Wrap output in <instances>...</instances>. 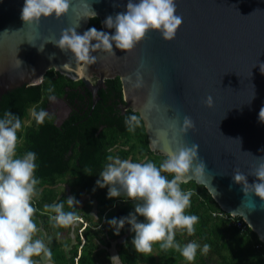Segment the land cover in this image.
I'll list each match as a JSON object with an SVG mask.
<instances>
[{"label":"water","instance_id":"95a60500","mask_svg":"<svg viewBox=\"0 0 264 264\" xmlns=\"http://www.w3.org/2000/svg\"><path fill=\"white\" fill-rule=\"evenodd\" d=\"M24 2L0 0V118L15 95L29 94L25 85L40 83L50 69L54 78L80 79L89 99L81 118L72 111L59 129L39 127L46 144L34 152L41 161L52 160L66 168L74 141L78 150L84 151L83 158H88L99 146L100 129L125 128L124 118L130 115L124 112L126 107L143 115L149 149L164 155L165 141L156 131L168 129L177 119L179 127L187 115L195 128L176 139L188 146L198 144L207 168L203 181H188L204 186L223 212L241 217L264 245V201L254 193L245 196L243 186L232 177L238 168L250 184L259 182L247 173L258 163L256 157L264 156V122L259 120L264 107V73L259 68L264 63V0H175L182 24L174 39L165 40L158 30H149L131 51L114 45L115 56L92 53L97 63L90 65L86 74L70 52L50 40L59 39L63 29L77 25V33L83 35L90 21L88 11L96 13L102 31L115 34L103 21L126 11L127 0H71L66 15L41 17L38 27L21 19ZM141 63L144 86L134 89L127 78ZM115 77L120 80L126 105L119 103L120 92L112 90V81H104ZM150 94L158 110L148 112L144 105ZM208 96L213 100L211 107L205 104ZM168 141L173 149L177 146L171 129Z\"/></svg>","mask_w":264,"mask_h":264},{"label":"clouds","instance_id":"9594fccd","mask_svg":"<svg viewBox=\"0 0 264 264\" xmlns=\"http://www.w3.org/2000/svg\"><path fill=\"white\" fill-rule=\"evenodd\" d=\"M70 3L71 0H25L21 19L28 25L38 27L41 17L46 18L54 14L55 18L59 19L66 15ZM176 10L175 0H138L135 3L133 0H127L126 11L118 12L115 16L109 15L103 21L107 28L115 29V34L91 27L80 35L76 31L79 26L77 25L63 29L59 39L50 42L65 53L70 52L76 66L86 74L87 68L97 63V57L92 53L102 51L115 56L114 45L116 49L131 51L146 38L149 30H158L165 40L174 39L182 24V17L176 14ZM95 16V12H87V17ZM43 47H39V50H43ZM20 63L22 64V61ZM143 66L141 63L127 78L131 88L144 86L140 71ZM259 68L264 73V63H260ZM53 91L52 88L48 89V99L55 102ZM205 104L212 106L211 96L206 98ZM154 108L158 110V105L155 103V97L150 94L144 109L151 112ZM31 116L37 125H43L46 119H53L43 108L39 111L34 109ZM143 120V115L137 114L126 115L124 118L129 132L143 127ZM259 120L264 122V107L259 111ZM178 123L177 119L168 129L156 131V135L163 139L166 145L165 159L159 167L152 161L133 162L109 155V163L99 173L100 179L96 184L99 187L108 186L109 198L124 196L134 202V213L119 219L112 218L108 223L114 227L116 235H119L120 229L126 223L131 225V231L135 233L132 244L137 253L151 255L153 245L159 243L162 251L175 250L185 260L192 262L195 261L198 250L207 254L210 246L204 244L201 247L196 241L181 245L176 240V230H186L192 235L199 221L198 216L186 214V209L191 204L192 192L183 190L181 184L187 183L191 178L203 181L207 168L205 161L199 156L198 144L192 143L188 146L176 139L178 134H186L190 129H194V121L185 115L179 127ZM169 129L172 131V142L177 144L174 149L169 146ZM21 130L20 117L10 110H5L0 118V264H37L33 260L34 256H43L49 262L52 260V251L44 240L34 239L38 228L33 220L36 212L33 199L38 195L37 186L40 183L35 176L38 168L37 154L27 151L17 155L18 132ZM256 159L258 163L251 167L247 174L255 176L259 182L250 184L247 175L238 168L233 171L232 177L234 182L243 186L245 196L254 193L264 201V156ZM85 172L91 174L90 170ZM162 172L172 173L173 177L168 179ZM65 202L71 210H65ZM78 204L79 201L72 196L66 201L45 207L50 213H54L49 219L55 226L68 228L79 221L75 211ZM138 215L144 218L143 222L138 221ZM110 259L113 264V260H118L119 257L113 256Z\"/></svg>","mask_w":264,"mask_h":264},{"label":"trees","instance_id":"16d2710c","mask_svg":"<svg viewBox=\"0 0 264 264\" xmlns=\"http://www.w3.org/2000/svg\"><path fill=\"white\" fill-rule=\"evenodd\" d=\"M91 27L101 30L97 17L90 18L87 29ZM54 77L55 72L50 69L40 83L25 85L29 94L20 92L15 95L13 104L7 109L18 115L22 121V130L18 132L17 155L35 151L46 144L45 138L39 134V127L53 126L59 129L64 123L56 125L53 117L51 121L46 119L43 125H37L34 118L30 117V111L34 109L45 110L49 88L54 90L52 95H61L65 84L77 83V81L66 80L63 75ZM109 81H112L115 91L120 92V96V81L117 78ZM127 113L138 115L132 110H128ZM27 119L29 122L25 124L24 121ZM97 142L98 148L91 151L89 157L84 159V151L78 150L79 144L74 141L70 148V157L65 162L66 168L54 165L52 160L42 162L41 157L37 156L38 168L35 176L40 183L37 186L38 195L33 199V206L36 208L33 220L37 224L38 233L44 238H50L52 242L49 245L52 260L50 262L45 260L42 264H112L110 259L112 255L99 248L101 244L105 247L113 246L115 252L113 255L119 257L117 264H264V245L258 240L256 234L249 227L241 231L228 226L224 217L228 214L218 207L204 186L196 184L193 180L181 184V188L192 192L191 204L186 209V214L198 216L199 221L192 235H189L186 230H176V240L181 245L190 241L198 242L201 247L208 244L210 246L208 253L202 254L198 250L195 261L189 262L175 250L162 251L159 243L153 245L159 251L158 258L152 253L151 255L137 253L132 244L135 233L131 231V225L126 223L120 229L119 235H116L114 227L108 223L112 218L119 219L134 213V202L124 196L109 198L108 186L99 187L96 181L100 179L99 173L109 163L107 160L109 155L130 159L133 162L152 161L158 167L165 156L157 155L149 149L144 125L136 128L134 132H129L126 126L122 131L115 126L105 127L97 133ZM86 170H90L91 174H87ZM162 175L168 179L173 177L172 173L162 172ZM56 181L66 182L72 188L71 197L74 196L76 200L86 195L94 201V212L90 213H84L83 208L76 205V214L86 223L83 228L79 222L71 227L63 228L55 226L50 221L49 217L54 213H50L45 206L66 201L70 197L56 191ZM65 210H71L66 202ZM104 212L108 214L106 225L96 229L98 224L93 222L92 218ZM137 219L140 222L144 220L139 215ZM72 229H74V236H70ZM61 231L67 233L65 239L60 238ZM256 245L261 246L255 248ZM38 258L34 256L33 260Z\"/></svg>","mask_w":264,"mask_h":264},{"label":"flooded vegetation","instance_id":"af4514ba","mask_svg":"<svg viewBox=\"0 0 264 264\" xmlns=\"http://www.w3.org/2000/svg\"><path fill=\"white\" fill-rule=\"evenodd\" d=\"M116 78L119 80L118 77H115V78L104 79V81L115 80ZM75 81H77V83H71V84L68 83L64 85L63 93L61 95H55L56 96L55 102H52L49 99L47 100L45 110L54 117V122H57L58 125H61L63 122H65V120L69 117L72 111L79 118H81L88 110L89 99L87 98L86 94L81 88L82 81L79 79L70 82H75ZM120 89H121V94L119 96V100H120L119 103L125 104L123 101L121 83H120ZM112 90L116 92L115 87H113V84H112ZM128 110H132V109L130 107H126L124 109V112H127ZM104 128L105 127L100 129L99 132L102 131Z\"/></svg>","mask_w":264,"mask_h":264},{"label":"rangeland","instance_id":"374dc122","mask_svg":"<svg viewBox=\"0 0 264 264\" xmlns=\"http://www.w3.org/2000/svg\"><path fill=\"white\" fill-rule=\"evenodd\" d=\"M30 117H31V111H30ZM28 122H29L28 119L24 121L25 124H28ZM55 183H56L55 184L56 191H58L59 193H64V194H66V195L71 197L72 188L66 182H64V181H56ZM77 201H79L78 206L83 208V212L84 213L94 212V210H93V207L95 205L94 201L91 198H89L88 196L82 195ZM81 219L83 220V218H81ZM107 219H108V214L106 212H104V213L98 214V216L93 217L92 221L95 222L96 224H98L95 228L99 229L100 227H103V226L106 225ZM78 222L82 224L80 219H79ZM59 236H60L61 239H65L67 237V233L65 231H61ZM70 236H74V229L71 230ZM36 238L43 239L48 247L52 243L50 238L49 239L48 238H44L38 232L34 236V239H36ZM99 248L104 249L105 250L104 252L110 253L112 255L111 257L114 256L113 255V252H114L113 246L112 247H105V245L101 244V245H99ZM152 254L154 256H156L157 258L159 256V251H158V249L155 246H153ZM101 257L104 258V262L106 263V259H105L104 255H102ZM35 261L37 262V264H42V263L45 262V259L43 258V256H40ZM113 263L117 264V260H113Z\"/></svg>","mask_w":264,"mask_h":264},{"label":"built area","instance_id":"2783aa9c","mask_svg":"<svg viewBox=\"0 0 264 264\" xmlns=\"http://www.w3.org/2000/svg\"><path fill=\"white\" fill-rule=\"evenodd\" d=\"M225 219L227 220V224L228 226H231V227H235L241 231L245 230L246 227H248L246 225V223L243 221V219L239 216H232V215H226L224 216ZM82 222V228L86 225V223L81 219L79 218ZM80 231V229H79ZM261 245H256L255 248H259ZM74 261L76 262L77 261V257L74 258Z\"/></svg>","mask_w":264,"mask_h":264}]
</instances>
